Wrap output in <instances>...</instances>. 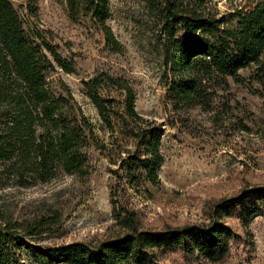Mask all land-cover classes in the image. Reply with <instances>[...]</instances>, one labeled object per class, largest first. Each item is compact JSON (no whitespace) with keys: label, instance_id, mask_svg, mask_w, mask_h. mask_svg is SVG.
<instances>
[{"label":"trees","instance_id":"obj_1","mask_svg":"<svg viewBox=\"0 0 264 264\" xmlns=\"http://www.w3.org/2000/svg\"><path fill=\"white\" fill-rule=\"evenodd\" d=\"M38 1L27 0L28 7ZM112 1L61 0L72 21L90 17L106 44L119 51L121 44L107 25ZM149 9L174 111L200 107L211 112L217 92L228 90L230 80L247 82L241 71L253 67L252 80L262 87L254 92L264 97V0L229 16L215 14L206 0H149ZM57 68L71 74L75 63L42 36L32 35L12 0H0V187L29 188L60 173L86 177L92 149L118 166L112 170L110 194L114 223L124 233L95 246L38 247L34 253L39 264H164L167 255L176 253L194 264H220L238 242L253 243L252 223L264 216V185L245 186L212 203L203 223L144 228L138 210L119 199L120 194L149 193L145 182L159 184L165 162L163 125L138 113L128 80L103 72L85 82V89L112 133L111 142L104 143L69 89L49 80ZM104 89L124 97L121 137L115 135L116 100L105 97ZM234 220L241 233L231 225ZM38 229L33 227L28 236L41 233ZM22 241L9 224L0 225V264H26L15 251Z\"/></svg>","mask_w":264,"mask_h":264},{"label":"rangeland","instance_id":"obj_2","mask_svg":"<svg viewBox=\"0 0 264 264\" xmlns=\"http://www.w3.org/2000/svg\"><path fill=\"white\" fill-rule=\"evenodd\" d=\"M257 1L206 0V4L218 16H229L249 10ZM12 2L32 35L42 36L74 61V73L57 68L49 80L69 89L101 141L109 144L112 133L87 96L85 82L103 72L128 80L137 96L138 113L163 125L165 162L159 184L145 182L149 193L120 194L119 199L138 210L144 228L163 230L203 223L212 203L238 194L245 186L264 185V97L254 92L262 89L252 80L254 67L241 71L247 82L230 80L228 90L217 92L211 112L200 107L176 112L168 99L149 0L111 2L107 25L121 44L119 51L106 44L103 31L90 17L72 21L61 0H39L33 9L27 0ZM102 94L116 100L115 135L121 137L124 97L116 90L104 89ZM117 167L92 149L86 177L60 173L29 188L0 187V225L9 224L22 236L15 248L21 260L39 264L34 253L38 247L77 242L95 246L122 235L124 231L114 223L110 194L112 170ZM230 223L241 233L235 220ZM36 226L41 233L28 236ZM251 228L253 243L238 242L220 264H264V216L257 217ZM163 262L194 264L178 253L167 255Z\"/></svg>","mask_w":264,"mask_h":264}]
</instances>
